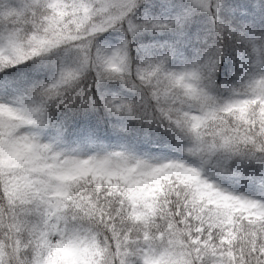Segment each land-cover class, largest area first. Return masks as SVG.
I'll return each mask as SVG.
<instances>
[{"label":"snow or ice","instance_id":"snow-or-ice-1","mask_svg":"<svg viewBox=\"0 0 264 264\" xmlns=\"http://www.w3.org/2000/svg\"><path fill=\"white\" fill-rule=\"evenodd\" d=\"M0 264H264V0H0Z\"/></svg>","mask_w":264,"mask_h":264}]
</instances>
